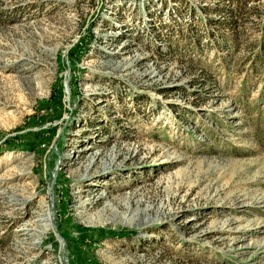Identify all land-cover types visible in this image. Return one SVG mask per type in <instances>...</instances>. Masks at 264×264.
Segmentation results:
<instances>
[{
    "label": "rangeland",
    "instance_id": "rangeland-1",
    "mask_svg": "<svg viewBox=\"0 0 264 264\" xmlns=\"http://www.w3.org/2000/svg\"><path fill=\"white\" fill-rule=\"evenodd\" d=\"M0 264H264V0H0Z\"/></svg>",
    "mask_w": 264,
    "mask_h": 264
},
{
    "label": "bare ground",
    "instance_id": "bare-ground-1",
    "mask_svg": "<svg viewBox=\"0 0 264 264\" xmlns=\"http://www.w3.org/2000/svg\"><path fill=\"white\" fill-rule=\"evenodd\" d=\"M96 157H97V155L92 157V159H91L92 161L90 162V164L88 165V167L85 168V172H88L89 170H91L90 168L96 164V163H95V160H93V159H95ZM87 175H89V172H88ZM24 193H25V192H24ZM89 204H90V202L87 203V204L84 203L83 205H79V206H78V208H80V210H79V214L77 215L78 217H79L80 215L83 216V215L86 213ZM74 222H75V220H74ZM74 222H72V223H74ZM72 225H74V224H72ZM77 227H79V226H77ZM77 227H76V229H77ZM27 230H28V231H32L33 229H32V228H28ZM65 231H66V230H65ZM74 231H75V230H74ZM66 232H67V231H66Z\"/></svg>",
    "mask_w": 264,
    "mask_h": 264
}]
</instances>
